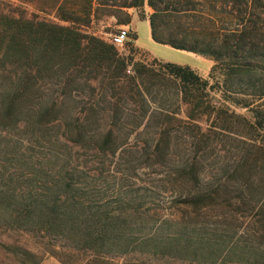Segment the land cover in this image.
Here are the masks:
<instances>
[{
  "label": "trees",
  "instance_id": "obj_1",
  "mask_svg": "<svg viewBox=\"0 0 264 264\" xmlns=\"http://www.w3.org/2000/svg\"><path fill=\"white\" fill-rule=\"evenodd\" d=\"M140 1L0 0V245L58 239L75 264H264V0H146L151 38L211 58L207 77L84 29Z\"/></svg>",
  "mask_w": 264,
  "mask_h": 264
},
{
  "label": "rangeland",
  "instance_id": "obj_2",
  "mask_svg": "<svg viewBox=\"0 0 264 264\" xmlns=\"http://www.w3.org/2000/svg\"><path fill=\"white\" fill-rule=\"evenodd\" d=\"M109 2H116L121 3L124 0H107ZM128 1V0H126ZM96 3V1H94ZM21 6L25 8V11H35L32 6L20 3ZM105 7H99V16L96 18V20L92 21L87 27H84L87 31H92L98 36L102 37L105 41L109 42L107 37L109 33L114 32L119 27L126 28L128 31V37L126 41L122 45H114L116 53L118 56L122 57H129L130 61H147V62H153L154 67L158 66V63L161 61H168V62H175V60H185V58L182 56L181 53L176 51L172 48H164L161 45L155 46L152 49H148L149 52L146 50H143L141 48H138L133 45L131 42V38L133 33H131L126 26V23L129 22L130 13H135L137 16L141 17L144 16V14L151 8L147 5L146 0H141L138 4L130 5V6H123L120 8H113V15L106 14ZM39 15H45L46 17H49L52 19L53 17L50 15L43 14L42 12L36 11ZM61 22V21H59ZM64 23V22H62ZM143 33L140 34V40L143 41ZM110 43V42H109ZM154 59V60H152ZM179 64V63H178ZM131 64L129 63L127 67L125 68V72L132 74L133 72L130 70ZM105 71L104 68H99L97 70H94L92 73L96 77V82L94 81V88L93 93L97 92V95L101 94L100 96H103L105 99L108 98L109 90H107L105 93L99 87V81L102 80L101 75ZM209 71L206 75L202 77H207ZM121 81H128L127 77H122ZM152 92L159 91L158 95H164L165 97H169L167 100L174 99V91L172 87L163 86V85H152L151 87ZM159 89V90H158ZM107 93V94H106ZM87 94V91H80V93H77L78 96L84 97ZM94 95V94H91ZM97 97V96H94ZM166 105H169L168 102H166ZM125 106H128V103L125 104ZM130 106H132L130 104ZM173 105H169L170 108H172ZM133 107V106H132ZM240 111H243L242 109ZM263 131H264V121H263ZM130 151H134L135 149H128ZM147 169H141L136 170L137 174L136 176L139 179H149L148 182L149 185L154 186L156 185L155 182L157 181L159 174L151 173V175L148 173L145 174V171ZM140 182H135V185H139ZM108 193V192H107ZM161 199H167V195L163 194L161 196ZM38 236V235H37ZM31 236V237H25L22 239H19V242L17 244H3L0 245V264H20L19 263V255H16L10 251L16 250L17 254L21 252V248H27L31 253L30 256H28L29 261L37 262V264H75L78 261V258L74 253H71L68 251L66 246L59 241L58 239H46L40 236ZM125 264H136L135 260L125 258ZM138 264H144L142 262H138Z\"/></svg>",
  "mask_w": 264,
  "mask_h": 264
},
{
  "label": "crops",
  "instance_id": "obj_3",
  "mask_svg": "<svg viewBox=\"0 0 264 264\" xmlns=\"http://www.w3.org/2000/svg\"><path fill=\"white\" fill-rule=\"evenodd\" d=\"M148 13L149 10L144 14V16L141 17L137 16L134 12L130 13L129 22L126 23V26L128 27L129 31L133 33L131 38V42L133 43V45L143 50H146L147 52L157 46V44L161 45L164 48L175 49L176 51L181 53L182 56L185 58V60H175V62L190 66L200 76L206 75L212 64V59L196 52L180 48H174L168 44L160 43L153 40L150 36L149 23L147 19ZM141 33H143L144 42L140 40Z\"/></svg>",
  "mask_w": 264,
  "mask_h": 264
},
{
  "label": "built area",
  "instance_id": "obj_4",
  "mask_svg": "<svg viewBox=\"0 0 264 264\" xmlns=\"http://www.w3.org/2000/svg\"><path fill=\"white\" fill-rule=\"evenodd\" d=\"M128 37V31L126 28L119 27L114 32L109 33L107 39L113 45H122Z\"/></svg>",
  "mask_w": 264,
  "mask_h": 264
}]
</instances>
